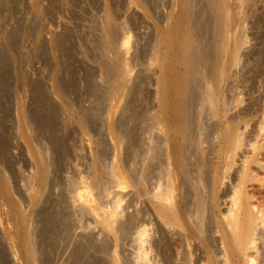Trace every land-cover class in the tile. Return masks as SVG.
Instances as JSON below:
<instances>
[{
  "label": "rangeland",
  "instance_id": "1",
  "mask_svg": "<svg viewBox=\"0 0 264 264\" xmlns=\"http://www.w3.org/2000/svg\"><path fill=\"white\" fill-rule=\"evenodd\" d=\"M199 1L203 3V1L198 0L196 2L198 7L204 5L200 4ZM129 2H132L136 7L132 9L131 6L130 8ZM170 2L172 0H36L34 4L33 0H0V178H2V175L8 181L7 184L9 189L11 188L10 195L13 202L27 213L29 212L27 208L29 204L25 196L33 185L32 174L35 166L31 148L34 147L42 153L45 159L44 162L47 163L48 173H51V176L48 174V186L43 194L44 196L42 195L41 204L34 210L37 212L32 211L30 213L31 220H29L31 222L27 225L36 256L35 264H91L92 262V264L95 262L97 264H111L110 260L113 253L118 257V264H137L135 259H137L139 252H145V257L147 256L144 264H206L208 260L205 257H208L209 253L211 255L214 253L213 257L219 258L221 252L219 253L218 249L216 252L215 250L212 252L203 251V246L197 237L191 235V239L186 235L185 238L187 239H184L178 237L177 234L174 235L175 233L170 232V230L166 231L167 229L165 230L161 223L157 221L152 199L156 189H158L157 187L164 185L167 177L165 173L166 164L162 159L163 155L159 157L160 153L163 152L160 151V149L163 150V145L160 143L163 142L165 136L163 134L161 136V132L158 133L159 130L153 123L149 122L150 117L148 116L150 114L152 116V113L158 109L153 95L156 90V79L159 76V70L152 65L153 47L157 39L156 33L165 25L166 16L172 8ZM203 7L205 8V6ZM232 9L240 17V29L238 26L237 28L241 36L242 34L244 36L238 62L233 68L229 67L227 69L226 77L220 87L222 99L226 100L224 102L226 104V108L224 107V110H226V112L224 111L225 120L236 122L239 127L240 124L242 125L239 129L242 133L244 130L243 141L245 140V142L243 144L244 147L247 146L246 149L248 147L250 149L248 144L253 145L256 143L264 147V0H240L237 2L236 8ZM107 18L113 21L119 29L118 43H127V47H125L128 49L129 54L127 53L128 59L127 57L126 59L128 60L127 63L130 64L128 66L130 67L131 76L130 85L126 83L120 87L121 89L119 88V91L116 90L117 95L113 93L110 94L111 96L106 81L101 79L102 77L99 75V63L102 56L101 45L99 44L102 38L99 37H103V31H101L103 27L101 25H104L103 22ZM204 31L205 29H202L201 33L199 31L197 33L204 39L205 44L211 45L212 32L210 29H206L207 33ZM91 47L95 48L92 49ZM98 49L100 50L98 51ZM135 53L138 56L135 57ZM93 71L98 74L93 73ZM166 76L168 79L169 76ZM40 87H42L41 90ZM100 87L101 89H98ZM34 92L35 94H33ZM105 95L106 97L109 95L108 97L111 98L107 97V99ZM192 103L193 109L197 105L193 111V120L202 122H199L201 124L200 128L194 126L195 128L192 131L195 133L192 132L191 138L196 139H193L196 142L201 137L199 139L201 143L199 140L197 142L200 143V148L203 149L202 151L200 149V152L193 149L194 154L192 149L188 151V153L192 152L191 157H187L189 159H187L188 164H190V161L193 163L190 165L191 168L194 166L192 169L190 168L193 171L203 162V171L207 170L205 174L211 176L217 166L214 162L213 153L216 150V145H218L214 140L213 121L206 112L201 114L202 117L200 113L198 114L200 111L198 110L197 100L195 102L193 100ZM194 103L195 106H193ZM195 118H198L199 121ZM79 120L84 122L83 125L80 124L82 121ZM144 120H148V122H144ZM148 124H152V127ZM138 125H141V127ZM154 127L155 129H153ZM155 135L157 138H155ZM145 137L146 139L148 137V139L146 140ZM210 141L212 144H210ZM1 145H4V148ZM153 147L155 153L158 152V149L160 151L157 153L159 154L157 161L151 155ZM133 152L137 153L134 154ZM196 153L200 154L196 155ZM201 159H205L206 162L200 161ZM144 161L146 163H143ZM194 161L198 165H194ZM115 165L120 170L117 173V175L119 174L117 178L122 176L119 179L122 183L120 187L118 183L116 184L111 180L112 176L109 178L110 175L107 173L111 171L113 166L116 167ZM208 173H211V175ZM229 175L223 180L224 184L220 189L221 191L218 192V206H220L215 212L217 217L219 210L223 209V198L220 200V193L226 185L230 184L233 172H230ZM173 179L176 180H173L175 184H179L176 177L173 176ZM82 182L85 185H82ZM109 185L111 187H108ZM119 190L123 193L119 194L117 192ZM82 191L88 192L92 196V200L95 199L93 203L95 206L93 207H96L97 212H94L99 214L95 215L91 212L88 214V211L82 213L83 211L77 208L78 206L72 204L76 193ZM186 194L188 195L189 192L183 194V196L185 195V208L187 207L186 209L189 210L191 203L188 202L190 200H188ZM188 197L191 198V196ZM175 201L173 202L175 203ZM64 204L67 206H64ZM39 208L43 209L44 212ZM104 211L110 216L113 215L110 219L111 222H113L112 218L114 219V223H112L114 228L111 227L107 230L102 222L98 223L99 220L96 221L97 217L101 221ZM102 213L103 215H101ZM44 214H47L46 217ZM93 216H97L96 219ZM10 220L6 215L5 207L3 208L0 202V233H2L0 234V264H24V251L21 250L20 239L16 236L15 223H11ZM123 222L126 223L123 224ZM50 226L52 229H57L50 231ZM133 226L137 228L135 229ZM143 230L145 236L142 239L145 241L137 237L139 231ZM49 231L58 235L52 234V236ZM126 233L127 235H125ZM128 233H130L129 236ZM186 241L188 243H185ZM172 244H175L174 247ZM42 245L45 247H42ZM40 247L44 249L42 250ZM199 249L202 250V253ZM159 251L162 254L165 253L162 255ZM252 253L255 254V252ZM258 254H256L257 257ZM178 255L179 259L177 258ZM259 255L262 258V254ZM184 257L185 260H183ZM259 257L255 259L254 255L251 256V259L256 260L257 263ZM170 259L172 263H169ZM108 261L109 263H107ZM214 262H217L216 259Z\"/></svg>",
  "mask_w": 264,
  "mask_h": 264
},
{
  "label": "bare ground",
  "instance_id": "2",
  "mask_svg": "<svg viewBox=\"0 0 264 264\" xmlns=\"http://www.w3.org/2000/svg\"><path fill=\"white\" fill-rule=\"evenodd\" d=\"M33 1L35 4L36 0H33ZM197 1L196 0H172V2H170V4L172 3L171 4L172 8L169 6L171 9L169 11V14L166 16L167 17L166 21L164 20L165 25H163L161 30L157 31V33H156L157 39H156V42H155L154 47H153L152 65L156 66L159 70V76L156 79V90H155V93L153 95L154 100L156 101V103L158 105V109L156 112L152 113V116H151V114H150V116H148V115L147 116L150 117L149 122L153 123L155 125V127L159 130L158 133L161 132V136H162V134L165 136L163 142L160 143L158 141V143L163 145L162 146L163 148H162L161 145L159 144V146L163 149V150L160 149V151H163V152H161L162 154L160 153L159 157H161V155H163V157H164V158L162 157V159H164V162L166 164V166H165L166 171L165 170L164 171L167 175L166 181L164 180L165 181L164 185H162V186L159 185L157 187L158 189H156V192L152 197V199L154 201L153 203L155 205L156 218H157V221H159V223H161V225L165 228V230L167 229L166 231L170 230V232H174L175 233L174 235L177 234V236L180 238L187 239V238H185L186 235H187V237H190L191 235L194 237H197L203 246L202 247L204 249L203 251H211L212 252L215 250V252H216V250L218 249L217 251L219 253L221 252L220 253L221 258H220L219 253H218L219 254L218 257L220 259L214 258L213 257L214 253L212 255L209 253L208 257H205V259L207 258V260H208L207 261L208 264H240V263L241 264H255L256 263L255 259H257L260 256L259 254H262V256H261L262 258L259 257V259H261V260L259 261V259H258L256 264H264V147L261 144L258 145V143L253 144V145L251 144L252 146L248 144V146H250V149H249V147H248V149H246L247 146L244 147L243 143L245 142V140L243 141V138L245 135L243 134L244 133L243 127H242V130H243V133H242L241 129H239L242 126L241 124L239 127L236 125V122H232L231 120H225L226 117H225L224 111L226 112V110H224V109L226 108V106H225L226 104L224 102L226 100H223L222 96L220 94V87H221L223 80L226 77L227 69L229 67L233 68V66H235L237 64L238 58H239L238 55H240L239 51H240L241 45L243 44V36L244 35L242 34V36H241V33H239L240 31L238 32V30L240 29L239 28L240 17L232 9V8H234V9L236 8V4L240 0H201V1H203V3L200 1H199V3L204 4V5H200L202 8H199L200 6L199 7L197 6V4H198V3H196ZM34 4H32V5H34ZM129 5H130L129 7L131 8V6H132V9H133L134 4L132 2H129ZM203 6H205V8ZM127 12H128V10H127ZM134 12H136V11H134ZM128 14H130V13L128 12ZM135 20H138V19H135ZM103 23H104V25H101L103 27V29L101 30V31H103L102 32L103 37L102 36L99 37V38H102V39H100L101 43H99L101 45V48H100L101 50L98 49V51L100 50L102 53L101 54L102 56L100 55L101 56L100 63L98 62L99 63V70H100L99 75H101V77H102L101 79H104L106 81L107 84L106 83L105 84H106V86L108 85L109 95L113 94V93L115 95H117L116 94L117 89L119 91L121 89L120 87L125 85L126 83H128L130 85V83H129L130 77H131L130 76V70H129L130 64L127 63L128 62L127 53L129 54V52H127L128 49H126V47H127L126 42H124V43L120 42V44H119L117 41L118 40L117 38L119 37V36H117L119 29H117L116 24H114V22L111 21L109 18L105 19V21ZM237 26L239 29L237 28ZM236 28H237V30H236ZM202 29H205L204 32H206V29L207 30L210 29V31L212 32V38H211L212 44L211 45L205 44L206 42H203L204 39L198 35L199 32L201 33ZM11 36H12V34H11ZM203 37H204V35H203ZM94 48H92V49H94ZM135 54H133V55H135V57L138 56L137 53H135ZM126 57H127V59H126ZM128 64H129V66H128ZM95 70H97V69H95ZM88 72H89V70H88ZM93 73H95V72L93 71ZM95 74H98V73H95ZM87 75H89V74H87ZM87 75H85V76H87ZM166 75L169 76L168 79L166 78L167 77ZM21 77H23V76H21ZM92 78H94V77H92ZM136 78H138V77H136ZM86 79H88V77H86ZM94 80H96V79H94ZM99 81H101V80H99ZM0 83H1V81H0ZM35 84H37V83H35ZM96 84H98V83H96ZM32 85H34V84H32ZM38 85H39V83H38ZM99 86H100V84H99ZM99 86H97V87H99ZM152 86H155V85H152ZM42 87H40V90L42 89ZM104 87H105V85H104ZM31 89H33V88H31ZM56 89H57V87H56ZM98 89H101V87ZM91 90H92V88H91ZM129 90H130V88H129ZM118 91H117V93H119ZM152 91H154V90H152ZM131 92H132V90H131ZM91 93H93V92H91ZM98 93L100 94V92H98ZM33 94H35V92ZM46 94H47V91H46ZM94 94H95V91H94ZM105 94L107 95V93H105ZM96 95L98 96V94H96ZM103 95H104V93H103ZM106 95H105V97H106ZM49 96H50V94H49ZM39 97H40V93H39ZM196 97L198 98L196 100L198 103V110L200 111V112H198V114L200 113V115H201L204 112H206L209 115V117L212 118L213 127L212 126L211 127H212V130L214 132L213 135L215 138V139L214 138H212V139L216 140V142L218 143V145H216L217 146L216 150L215 151L213 150L214 151V153H213L214 154V160H215L214 162L217 166L214 169V172L212 175H211V173H208L211 176H209V175L207 176L206 175L207 173L205 174V172L207 170L203 171V165H204L203 162L198 165V163H196L194 161L195 162L194 165L197 164L198 166L195 169H193V171L191 169L194 166L192 168L190 167V165H192L193 163H191V161H190V164H188L189 159L187 157H191L190 155H192L191 154L192 152H189L190 153L189 154L188 151H190L191 149L192 150L195 149V150L200 152V149H201L200 148L201 147L200 146L201 140H199L201 137L198 138L200 143L197 142L198 140L195 142L194 140H196V139L193 138L194 139L193 140L191 138L192 137L191 134L193 132L192 130H193V128H195L194 126L196 125L197 128L198 127L200 128V126H201L200 123L202 122V121H199V119H198V118H200V116H198V118H197L200 123L197 121H196L197 122L196 123L195 120H193V116H194L193 111L195 110L197 105L194 103L193 106H195V105L196 106L193 109V107H192L193 103L192 102H193V100H194V102L196 101L194 99ZM53 98H54V96H53ZM36 99H38V98H36ZM41 99H42V97H41ZM109 103H110V101H109ZM223 113H224V115H223ZM132 114H134V113H132ZM107 116H109V115H107ZM144 117H146V116H144ZM201 117H202V115H201ZM206 117H208V116H206ZM233 118L235 119V117H233ZM87 120H88V118H87ZM145 121L148 122V120H144V122ZM208 121H209V119H208ZM83 123L84 122L82 121L80 124L83 125ZM210 123H208V124H210ZM237 123H239V122H237ZM23 124H24V121H23ZM198 124H200V125H198ZM208 124H207V126H208ZM149 125L150 124H148V126ZM138 126L141 127V125H138ZM207 126H205V127L207 128ZM155 127L153 129H155ZM142 131H143V129H142ZM200 131L202 132V130H200ZM209 131H211V130H209ZM131 133H132V131H131ZM153 133H155V132H153ZM193 133H195V132H193ZM196 133H197V130H196ZM25 135H23V136H25ZM138 135H139V133H138ZM140 135H141V133H140ZM158 135H160V134H158ZM213 135H212V137H213ZM205 136H207V135H205ZM193 137H195V136H193ZM209 137H211V136H209ZM155 138H157L156 135H155ZM145 139H146V137H145ZM147 139H148V137H147ZM162 139H160V141H162ZM152 140H155V139H152ZM206 144H207V140H206ZM210 144H212L211 141H210ZM154 147L152 148V154L151 153H149V154H151L152 157H154V160L157 161L158 160L157 158L159 155L157 153H159L160 151L158 149L159 147L158 148L156 147L158 149V152L155 153ZM202 149H201V151H202ZM3 150H5V149H3ZM206 150H207V148H206ZM139 152H140V150H139ZM136 153H134V154H136ZM153 153H154V156H153ZM194 153H195V151L193 152V154ZM197 153H196V155L200 154V153L199 154H197ZM204 154H205V151H204ZM31 155H32V158L34 159V163H35L34 172L32 174V184L33 185L31 184L32 186L29 188V190L27 191L28 193L25 196L26 200L28 201L29 207L24 205L25 207L28 208L29 212L25 213L24 211H22L20 209V207H18L17 204H15L13 202L11 195H10V189L11 188L9 189V186L7 184L8 181H6V179L2 175H1L2 178H0V202L3 205V208L5 207L6 215L11 219L10 220L11 223L12 222L15 223L14 225L16 227L15 228L16 234H17L16 236H18V238L20 239L21 250L24 251V259H23L24 264H35L36 256L34 253L32 240H31L30 234L28 232L27 225H29V222H31L30 221L31 219L29 216L30 213L32 211L37 212L34 210L37 207H39V205L41 204V199L43 198L42 195L45 193L47 186H48V180H49L48 174H49V176H51L50 175L51 173H48V167L46 165L47 163L44 162L45 159L43 158L42 153H40V151L36 150V148L34 149V147H33V148H31ZM40 156H42V157H40ZM193 156H192V158H193ZM131 157H133V156H131ZM139 159H141V158H139ZM146 159H148V158L146 157ZM150 159H151V156H150ZM202 160L203 159H201L200 161H202ZM134 161H135V159H134ZM152 161H151V163H152ZM155 161H153V162H155ZM203 161H205V159ZM209 161H211V160H209ZM238 162L240 163L239 165H238ZM143 163H146V162L144 161ZM143 163L141 162L142 165H143ZM31 164H32V162H31ZM206 166H208V165L206 164ZM30 167H32V166H30ZM117 167L118 166H116V167L113 166L111 168V171H109V172L106 171V172L109 173V175H110L109 178L112 176L111 180L116 182V184L118 183L119 187H120V184H122V183H120L121 180H119V179L122 176H120V178H117L119 176V174L117 175V173L120 172V170ZM230 172H233V176H232L230 184L228 182L229 185L228 186L226 185L227 187L225 186V189H223L222 193H220L221 194L220 200H221V198H223V202H222L223 209L220 207L221 209L219 210V215L217 217L215 212H216V209L220 206V205L218 206V200H219L218 192L224 184L223 180L226 179V177L230 174ZM148 174H149V172H148ZM55 175H56V173H55ZM173 176L177 178V180L179 181V184L174 183V181H176V180L173 179ZM229 178H231V177H229ZM163 179H165V178H163ZM161 180H162V178H161ZM79 181H81V180H79ZM229 181H230V179H229ZM25 184H26V181H25ZM83 184H84V182H82V185ZM158 184H159V182H158ZM75 185H76V183H75ZM108 187H111V186L109 185ZM117 188H118V186H117ZM152 188H153V186H152ZM23 190H25V189H23ZM86 190H87V188H86ZM187 191L190 194V195L186 194L188 200H190V201H188V200L187 201L191 203V206H190L191 209L189 208L190 204L188 205L189 210L186 209L187 207L185 208V199H184L185 195L183 196L184 192H187ZM74 192H73V194H74ZM117 192L119 194L123 193V191H121V190H119ZM50 194H52V193H50ZM100 194H101V192H100ZM145 194H146V192H145ZM63 196H60V197H63ZM188 196H191V198L189 199ZM66 197H67V195H66ZM91 197L92 196L89 195V193L86 191H82L81 193L80 192L76 193V195L73 197V203L72 204H75L76 206H78L77 208H80L83 211V212L81 211L82 213H87V211H88L89 212L88 214H90V212H91V213H93V214L95 213V215H97L99 213L96 214V212H97L95 209L96 207L95 208L93 207V206H95V204L93 205L95 199L92 200ZM97 198H99V197H97ZM64 199H65V197H64ZM69 199H70V197H69ZM59 200H61V199H59ZM174 200H176L175 203L173 202ZM187 201H186V205H187ZM18 202H20V201H18ZM21 203H23V202H21ZM42 203H43V201H42ZM220 204H221V202H220ZM65 205L66 204H64V206ZM75 205H73V206H75ZM41 208H42V206H41ZM41 211H43V209ZM52 211H51V214L53 213ZM94 211H96V212H94ZM183 211L184 212L187 211V212L184 213ZM56 212H57V210H56ZM139 212H141V211H139ZM151 214H153V213H151ZM46 215L44 214L45 217H46ZM48 215H49V213H48ZM83 215H85V214H83ZM101 215H103V213ZM148 215H149V213H148ZM58 216H59V214H58ZM98 216H100V215H98ZM111 216H113V215H111ZM111 216L109 214L105 213V211H104L103 217L101 218V216H100L101 221H100L99 217L96 216L97 219L95 216H93V217L96 219V221L99 220L98 223L102 222L104 228L109 230L113 226L112 223H114L113 218H112L113 222H111V219H110ZM52 218H53V216H52ZM155 221H156V219H155ZM126 222H128V221H126ZM125 223L123 222V224H125ZM49 225H51V224H49ZM69 225H71V224H69ZM133 227L135 228V226H133ZM112 228H114V227H112ZM118 228H120V227H118ZM53 229L51 227L50 231ZM55 229H57V228H55ZM58 233H60V232H58ZM130 233H128V236ZM144 233H145L144 230L139 231V233L137 235L138 239H142L145 236ZM0 234H2V233H0ZM52 234L53 233H51V235ZM54 234L58 235L55 232H54ZM60 234H62V233H60ZM125 235H127V233ZM163 235H165V234H163ZM11 236H12V234H11ZM47 237H48V235H47ZM49 237H50V235H49ZM167 237H169V236H167ZM146 238H147V235H146ZM184 239H182V240H184ZM142 240H144V239H142ZM195 241H196V239H195ZM17 242H18V240H17ZM174 242H175V240H174ZM170 243H171V241H170ZM185 243H188V242L186 241ZM152 244H153V242H152ZM164 244H165V242H164ZM174 245H173V247H174ZM193 245H194V243H193ZM145 246L148 247L147 245H145ZM42 247H45V246L42 245ZM184 247L186 248V246H184ZM139 250H140V248H139ZM156 250L158 251V249H156ZM199 250H201V249H199ZM196 251H197V249H196ZM181 252H183V251H181ZM197 252H199V251H197ZM252 252H255V254H254L256 257L254 259L255 261H253V259H251V256H254ZM144 253L139 252L137 255V259L134 258L135 260H137V264H144V262H145L144 260L147 257V256L145 257ZM200 253H202V250ZM251 253H252V255H250ZM78 254L82 255L81 253H78ZM218 254H215V255H218ZM256 254H258V257ZM188 255H190V254H188ZM202 255H204V254H202ZM202 255H200V256H202ZM166 256H167V254H166ZM117 258L118 257L116 256V254L113 253V255L111 256V260H110L111 264H118L119 262H118ZM177 258L179 259V255ZM178 259H177V261H178ZM188 259L190 260L191 258H188ZM215 259L217 261L216 263L214 262ZM183 260H185V257ZM195 260H196V258H195ZM167 261H169V260H167ZM180 261H182V260H180ZM170 262H171V259H170L169 263ZM89 263H90V261H89ZM95 263L97 264V262H95ZM107 263H109V261ZM132 263H133V260H132ZM149 263H150V261H149ZM182 263H184V262H182ZM194 263H195V261H194ZM184 264H186V263H184Z\"/></svg>",
  "mask_w": 264,
  "mask_h": 264
}]
</instances>
